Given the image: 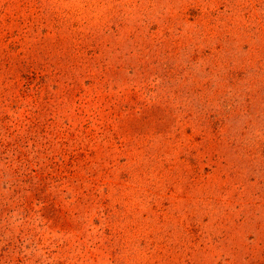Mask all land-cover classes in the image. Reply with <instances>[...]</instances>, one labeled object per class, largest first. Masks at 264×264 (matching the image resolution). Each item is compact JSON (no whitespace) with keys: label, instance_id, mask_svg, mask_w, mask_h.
Instances as JSON below:
<instances>
[{"label":"rangeland","instance_id":"374dc122","mask_svg":"<svg viewBox=\"0 0 264 264\" xmlns=\"http://www.w3.org/2000/svg\"><path fill=\"white\" fill-rule=\"evenodd\" d=\"M0 264H264V0H0Z\"/></svg>","mask_w":264,"mask_h":264}]
</instances>
